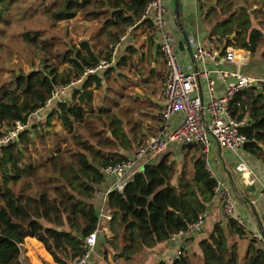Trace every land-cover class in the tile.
<instances>
[{
	"label": "trees",
	"instance_id": "trees-1",
	"mask_svg": "<svg viewBox=\"0 0 264 264\" xmlns=\"http://www.w3.org/2000/svg\"><path fill=\"white\" fill-rule=\"evenodd\" d=\"M149 2L0 0V63L18 56L32 67L29 72L14 69L0 79V138L42 109L57 87L79 79L102 60L111 61L122 38L131 33L136 40L117 64L90 76L66 103H55L41 131L35 126L14 144L0 145V264H26L22 245L27 237L41 242L55 264H73L84 256L86 239L99 223L97 193L107 185L105 171L140 146L129 120L112 111L106 94L95 103L94 92L108 90L106 75L127 66L142 48L157 50V60L164 58L157 28L151 17L145 18ZM204 2L209 44L221 53L233 48L264 60V0ZM78 19L91 30L85 28L89 37L75 41L69 22ZM141 37L146 39L137 44ZM152 59L142 68L154 73ZM230 108L234 119L247 121L245 151L264 162V82L236 95ZM56 122L61 126L57 131ZM181 148L153 158L123 194L108 196L113 218L105 224L112 236L101 242L105 254L133 264L143 251L168 243L216 205V182L202 145ZM173 264H264V241L246 222L226 217L215 221L196 251Z\"/></svg>",
	"mask_w": 264,
	"mask_h": 264
},
{
	"label": "built area",
	"instance_id": "built-area-1",
	"mask_svg": "<svg viewBox=\"0 0 264 264\" xmlns=\"http://www.w3.org/2000/svg\"><path fill=\"white\" fill-rule=\"evenodd\" d=\"M167 12L166 0H150L145 14V18H152L157 28L159 46L169 69V76L163 89L162 127L156 136L150 137L138 147L133 158H128L105 171L106 182L109 181L110 186L97 193L99 200L97 229L86 239L84 256L75 260L73 264H94L92 257L96 253L98 243L106 237L108 232L105 224L113 218L107 209L108 196L113 192L123 194L136 173L143 172L144 166L150 160L174 146L202 145L207 170L216 182L215 193L218 203L226 217L236 218L237 216L236 198L217 175L211 163L214 138L218 140L223 151L235 153L245 147L247 138L242 130L247 126V121L234 119L230 107L236 95L258 86L264 80L247 76L241 71V66L249 60V54L243 53L239 56L233 48L226 49L225 53V62L232 68L223 66L210 68V63L216 62L217 54L201 44H197L194 50V58L199 64L197 70L184 71L177 52L178 39L168 32ZM114 63V59L102 60L96 68L86 70L79 79L66 86L57 87L42 109L32 113L25 122L18 121L13 128L5 132L0 138V145L7 146L12 142L15 143L23 132L44 124L55 103H66L72 92L80 89L90 76L100 75L113 67ZM217 78L225 86L224 92L220 95L217 94ZM236 170L242 175L241 181L245 187L254 186L258 182L245 162L238 163ZM206 219L207 213L196 223L189 225L186 231L179 232L170 238L169 243L175 247V252L168 261L170 264L187 252L186 242L202 230ZM114 264H121V262L115 261Z\"/></svg>",
	"mask_w": 264,
	"mask_h": 264
},
{
	"label": "crops",
	"instance_id": "crops-1",
	"mask_svg": "<svg viewBox=\"0 0 264 264\" xmlns=\"http://www.w3.org/2000/svg\"><path fill=\"white\" fill-rule=\"evenodd\" d=\"M178 2L179 17L177 15L176 0H166V7L168 10V32L175 36L178 41H180L182 40L180 25H182L190 38L193 51L195 50L197 44H201L204 48L212 50L217 54V60L216 62L210 63V68L213 69L217 66L232 68L225 62L224 53L226 52L221 53V51L216 50L213 45L209 44V42L207 41L208 26L204 21L205 10H202V4L205 3L204 0H178ZM254 8H256V6H254ZM145 39V37H141L139 41H137V44H142ZM135 43L136 40L131 33L122 38V43L120 44V46L115 48L113 59L115 60L116 58V60L120 61L127 55V49L130 46L135 45ZM137 47L138 46H136V48ZM235 51L239 56L243 53L249 54V60L245 65L241 66V71L247 76L264 80V60H262L258 55L252 56L249 52H246L244 50ZM155 52L149 53L147 47L142 48L133 55V60H131V62L129 61V63L127 64L128 68L123 69L122 67L121 70H116L115 72L113 71V73L106 75L109 80V76L113 75L114 80L121 83L120 86L116 88L115 86H109L110 83L108 80L107 84L109 89L108 94H106V102L108 105H112L111 107L114 113H117L124 120H129V125L133 128L132 133L137 136L138 146L143 145L150 137L156 136L162 127L161 112L164 103L163 89L166 83L162 81V78L167 73H169V69L168 66L163 62L164 58L157 60V52ZM177 52L180 58L182 69L184 71H189L199 66L197 62L196 64L192 62L187 49L181 51L179 50V48H177ZM143 55L145 60L142 61L141 59H143ZM151 55L153 59L152 61H150L152 63L153 69H155L154 73L150 72V70H145L142 68L147 67L148 61L146 59L151 57ZM132 63H134L135 66L132 67ZM117 75H122V77L117 78ZM150 77V82H147V79ZM224 87V83H222L217 78V94H222L224 92ZM204 97H206V93H204ZM96 103H98V101ZM108 105L106 106L108 107ZM180 149L182 148L180 147ZM121 153H123V151H121ZM213 157L215 159H213ZM242 161L248 165V167L252 170L253 174L257 178L258 182L254 185V192H245V189H247L248 187L244 186L241 181L242 175L239 174V172L236 170L238 163ZM211 163L213 164L217 175L235 194V198L237 201L236 219L241 223L246 222L250 230L254 231L255 236L259 237V225L256 221L251 207L245 203V200L248 199L254 205L258 213L261 226L264 230V162L247 153L244 148L242 150H238L235 153L223 150L220 153L216 142H214ZM106 184V187H104L103 190H100L101 192L106 190L110 186L109 181L108 183L106 182ZM238 191H241L243 194L240 195L239 193H237ZM236 194H238L240 198H238ZM225 218L226 216L224 215L222 207L217 201L216 205L209 208L207 212L206 223L202 230L193 235L187 243L190 248V252H192V249L195 248V251L197 250L199 241L207 236L210 231V227L215 223V221L224 220ZM106 237H112L109 230L106 233ZM102 241L103 240L99 241L96 253L93 256L96 260L100 258L98 256V249ZM169 247L171 249L175 248L168 242L154 249L155 252L159 251V257H163L160 260H167L168 262L169 259L173 256V252L170 251ZM165 250L167 251L166 254L164 253ZM22 260L26 264H55L52 256L46 251L43 244L33 237H27L24 244L22 245ZM95 263L100 264L98 260L95 261Z\"/></svg>",
	"mask_w": 264,
	"mask_h": 264
},
{
	"label": "rangeland",
	"instance_id": "rangeland-1",
	"mask_svg": "<svg viewBox=\"0 0 264 264\" xmlns=\"http://www.w3.org/2000/svg\"><path fill=\"white\" fill-rule=\"evenodd\" d=\"M65 24L66 23H63V25H65ZM90 26L91 25L89 23L81 22L78 19L77 22L76 21L69 22V32L71 33V35L73 37H75V41H77L78 39H86V38L89 37V33H88L87 29L86 30H84V29L89 27V30H91ZM9 60L11 62H6V61H9ZM9 60L3 59V61L0 63V79L1 80H4V79L8 78L10 76L11 71H13L14 69H20L21 68L25 72H29L31 70V68H32L30 66V64L27 62L25 57L20 59L18 56H14V57L10 58ZM115 61H116L115 64H117L118 60H116V58H115ZM122 67H123V69L128 68L127 66H122ZM109 77H110V80H109L110 85L109 86H112V87L115 86L116 88L120 86L121 83H119L118 81L114 80L113 75H110ZM107 81H108V78H107ZM101 94L102 95L108 94V90H106V92H105L104 89H103V90H101L100 93H94L95 103L97 101L99 102V99L101 98L100 96H102ZM43 125L44 124H41V125L37 126V127H39L38 131L42 130ZM60 129H61L60 123L56 122V128L54 130L57 131V130H60ZM47 140L48 139H46L45 142H47ZM176 149H177L178 152H180L182 150V149H180V147H178ZM214 157H213V159H215ZM177 158H178V161H180L182 159L181 154H178ZM189 240L186 243H188ZM187 247H188L187 253H189L190 252V248H189L188 244H187ZM169 249H170L171 252H173V253L175 252V248L171 249L169 247ZM98 253H99L98 256L100 258L97 259V260H98V262H100V264H114V262L117 261L115 258H113V256L110 253L109 254H105L104 253V250L102 248V244L100 245V247L98 249ZM158 253H159V251L155 252V250H151V251L145 250V251H143L141 254H139L136 257L137 259H136V261L133 264H156V263H158L160 261L161 258H163V257H159ZM164 253L166 254L167 251L165 250ZM97 260L94 257H92V261H93L94 264H97V263H95V261H97ZM166 262H167V260H166ZM121 264H123V263L121 262Z\"/></svg>",
	"mask_w": 264,
	"mask_h": 264
},
{
	"label": "water",
	"instance_id": "water-1",
	"mask_svg": "<svg viewBox=\"0 0 264 264\" xmlns=\"http://www.w3.org/2000/svg\"><path fill=\"white\" fill-rule=\"evenodd\" d=\"M178 3H179L178 0H176L177 15L179 17V4ZM180 33L182 35V40L178 41L179 50L184 51L185 49H187V51L190 54L192 62L194 64H196V60L194 58V51H193V47H192L191 42H190V38H189L188 34L186 33V31L184 30V28L182 27V25H180ZM156 52H157V50H156ZM195 70H197V67H195ZM214 141L216 142V144H217V146L219 148V151L221 153L222 149L220 148L218 140L216 138H214ZM12 144H14V143L12 142L9 145H12ZM129 158H133V155H131ZM254 191H255V187L254 186H251V187H248L247 189H245L246 193L254 192ZM245 203L248 204L251 207V209H252V211H253V213L255 215L256 221H257V223L259 225L260 236H261V238L264 241V230H263V228L261 226V222H260L258 213H257V211H256V209H255V207H254V205L252 204L251 201L246 199Z\"/></svg>",
	"mask_w": 264,
	"mask_h": 264
}]
</instances>
